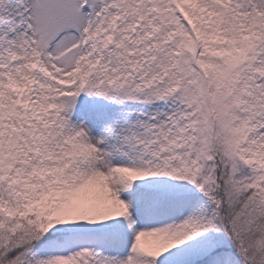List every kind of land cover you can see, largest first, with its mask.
I'll return each mask as SVG.
<instances>
[{
    "label": "snow or ice",
    "instance_id": "6c2138e0",
    "mask_svg": "<svg viewBox=\"0 0 264 264\" xmlns=\"http://www.w3.org/2000/svg\"><path fill=\"white\" fill-rule=\"evenodd\" d=\"M0 264H264V0H0Z\"/></svg>",
    "mask_w": 264,
    "mask_h": 264
}]
</instances>
